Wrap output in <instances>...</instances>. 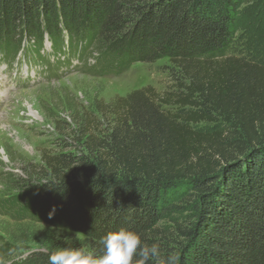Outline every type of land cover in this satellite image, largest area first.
Wrapping results in <instances>:
<instances>
[{
	"label": "trees",
	"instance_id": "obj_1",
	"mask_svg": "<svg viewBox=\"0 0 264 264\" xmlns=\"http://www.w3.org/2000/svg\"><path fill=\"white\" fill-rule=\"evenodd\" d=\"M241 4L0 0L10 59L28 37L37 55L51 42L49 73L75 57L95 59L103 75L168 59L172 79L165 92L105 104L110 122L88 120L80 151L45 152L42 176L0 210L77 236L74 249L97 256L123 228L158 246L149 264L173 254L181 264H264V39L242 29ZM52 243L21 264H49Z\"/></svg>",
	"mask_w": 264,
	"mask_h": 264
},
{
	"label": "rangeland",
	"instance_id": "obj_2",
	"mask_svg": "<svg viewBox=\"0 0 264 264\" xmlns=\"http://www.w3.org/2000/svg\"><path fill=\"white\" fill-rule=\"evenodd\" d=\"M241 1L242 29L264 39V0ZM53 54L47 40L37 55L28 37L11 59L0 52V205L18 197L28 183L42 176L45 152L80 151L78 138L88 120L110 122L105 104L145 87L162 93L172 84L168 59L138 62L122 73L103 75L93 74L99 67L92 68L95 59L81 64L75 57L71 67L49 73L43 61H52ZM211 126L201 124L198 128ZM76 237L11 218L0 210V264H21L52 242L57 248L74 249Z\"/></svg>",
	"mask_w": 264,
	"mask_h": 264
},
{
	"label": "clouds",
	"instance_id": "obj_3",
	"mask_svg": "<svg viewBox=\"0 0 264 264\" xmlns=\"http://www.w3.org/2000/svg\"><path fill=\"white\" fill-rule=\"evenodd\" d=\"M54 213L55 208L49 213L50 218ZM101 243L103 255L64 247L49 255V264H149L160 255L156 244L148 246L137 232L128 229L108 233ZM160 264H181V258L178 254L169 255Z\"/></svg>",
	"mask_w": 264,
	"mask_h": 264
}]
</instances>
